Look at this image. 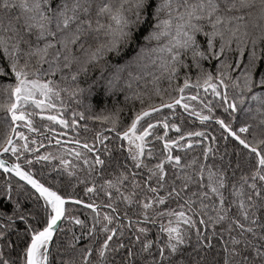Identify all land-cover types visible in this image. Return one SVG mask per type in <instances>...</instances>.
Returning a JSON list of instances; mask_svg holds the SVG:
<instances>
[{"label": "snow or ice", "instance_id": "6c2138e0", "mask_svg": "<svg viewBox=\"0 0 264 264\" xmlns=\"http://www.w3.org/2000/svg\"><path fill=\"white\" fill-rule=\"evenodd\" d=\"M0 114V264H264V0H0Z\"/></svg>", "mask_w": 264, "mask_h": 264}, {"label": "trees", "instance_id": "16d2710c", "mask_svg": "<svg viewBox=\"0 0 264 264\" xmlns=\"http://www.w3.org/2000/svg\"><path fill=\"white\" fill-rule=\"evenodd\" d=\"M162 86H165V85H162ZM149 87H151V85H149ZM69 103L71 106L65 111V113H64L65 118L71 119V111L73 108H77L78 110H84L83 108H80L79 106L75 105L74 103H71V102H69ZM93 103L96 105V108L94 109V114L100 113V111L104 107L105 103L107 104V106L110 110H114L113 105L119 103L122 107V110L119 112V117H120L121 122L122 123L127 122L129 117L131 116L132 104L131 103L123 104V97L122 96L119 97L117 101H113L112 99H108L107 101H103V102L101 101L100 97H96V98H94ZM135 106L138 108L139 104L137 103ZM181 111L182 110L177 109L178 116H179V113ZM165 112H167V110H165ZM85 114L89 115V113L87 111H85ZM0 115H2V114H0ZM216 115H225V114H223L222 110L218 108L216 110ZM36 123H37V125H41L42 123H46V121L42 122L39 120V118H37ZM83 123H84V121H80L81 125ZM87 124H88V129H89L88 131H84L83 128L80 129L81 139H83V138L91 139L96 132L102 131L104 128L107 127L106 123L99 121V120H88ZM56 127H57L58 131L61 130L60 126L57 125ZM182 127L189 129V130L204 129L210 133L215 134L218 137V139L220 136L219 126L216 125L214 122L209 121V122H206L205 124H201L198 120H195L194 118H189L187 116V114H184V124L182 125ZM2 130H3L2 127H0V131H2ZM43 130L44 129L41 128V131H43ZM64 131H68V136L62 137V139H69L70 140L73 136V133L70 130H64ZM161 134H162V132H161ZM174 135H175V132L170 130L169 136H174ZM221 144H222V141H221ZM68 146H71V145H68ZM44 150L45 149H41V152H43ZM48 150L54 151L55 149H54V147H50ZM199 151H200V147L194 145V151H191L190 155H198ZM53 163H55V161H53ZM42 169H43V174L41 171ZM33 170L36 171L38 178H40L41 180H43L45 182H48V179H49V177L47 176L48 168L45 167L43 163H40V164L34 163ZM53 175H54V173H53ZM3 179H4V177L0 176V181H2ZM68 191L71 192L72 195L78 196L79 198H82L84 200H87L88 196L90 195V194L85 193L83 191V185H78L75 189H68ZM67 207L70 209V211L73 214L79 215L81 219H86L89 217L90 210L83 208V206H81V205L69 204V205H67Z\"/></svg>", "mask_w": 264, "mask_h": 264}, {"label": "water", "instance_id": "95a60500", "mask_svg": "<svg viewBox=\"0 0 264 264\" xmlns=\"http://www.w3.org/2000/svg\"><path fill=\"white\" fill-rule=\"evenodd\" d=\"M18 179V178H17ZM82 206V205H81ZM66 207H67V205H66Z\"/></svg>", "mask_w": 264, "mask_h": 264}]
</instances>
